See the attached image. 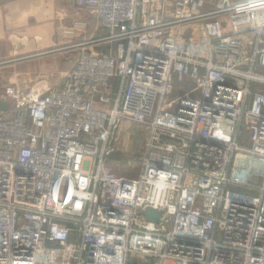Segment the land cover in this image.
<instances>
[{
	"label": "built area",
	"instance_id": "obj_1",
	"mask_svg": "<svg viewBox=\"0 0 264 264\" xmlns=\"http://www.w3.org/2000/svg\"><path fill=\"white\" fill-rule=\"evenodd\" d=\"M67 1L106 35L53 87L0 91V264H264V168L234 177L264 163V0Z\"/></svg>",
	"mask_w": 264,
	"mask_h": 264
},
{
	"label": "crops",
	"instance_id": "obj_2",
	"mask_svg": "<svg viewBox=\"0 0 264 264\" xmlns=\"http://www.w3.org/2000/svg\"><path fill=\"white\" fill-rule=\"evenodd\" d=\"M105 35L89 9L67 0H0V91L53 87L74 66L77 46ZM109 48L92 44L87 50L107 54Z\"/></svg>",
	"mask_w": 264,
	"mask_h": 264
},
{
	"label": "rangeland",
	"instance_id": "obj_3",
	"mask_svg": "<svg viewBox=\"0 0 264 264\" xmlns=\"http://www.w3.org/2000/svg\"><path fill=\"white\" fill-rule=\"evenodd\" d=\"M191 31L195 32V28L190 29L188 32ZM172 86L173 92L170 96V99H176L193 88V84L189 79H185L182 82L174 80ZM128 134L129 152L131 155L134 154L136 156H141L144 152L145 143L147 141L146 133L140 127L133 126L128 129ZM263 168L264 163L262 161L257 160L256 158L241 155L235 161L234 177L246 185H260L262 181ZM234 191L244 194L248 193V191L238 188H234Z\"/></svg>",
	"mask_w": 264,
	"mask_h": 264
},
{
	"label": "water",
	"instance_id": "obj_4",
	"mask_svg": "<svg viewBox=\"0 0 264 264\" xmlns=\"http://www.w3.org/2000/svg\"><path fill=\"white\" fill-rule=\"evenodd\" d=\"M1 109H5V105L2 103L1 104ZM162 216L161 212L154 211L152 209H146L145 212L143 213V217L147 222L150 223H158Z\"/></svg>",
	"mask_w": 264,
	"mask_h": 264
}]
</instances>
